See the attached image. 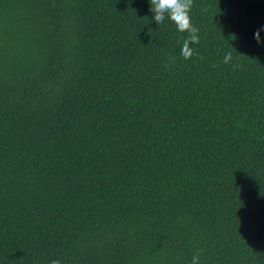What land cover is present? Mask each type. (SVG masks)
I'll return each instance as SVG.
<instances>
[{
    "label": "trees",
    "instance_id": "obj_1",
    "mask_svg": "<svg viewBox=\"0 0 264 264\" xmlns=\"http://www.w3.org/2000/svg\"><path fill=\"white\" fill-rule=\"evenodd\" d=\"M150 7L0 0V264H264V0Z\"/></svg>",
    "mask_w": 264,
    "mask_h": 264
},
{
    "label": "clouds",
    "instance_id": "obj_2",
    "mask_svg": "<svg viewBox=\"0 0 264 264\" xmlns=\"http://www.w3.org/2000/svg\"><path fill=\"white\" fill-rule=\"evenodd\" d=\"M150 11L153 13L154 21L157 25L162 24L165 19H169L180 33H187V37L182 41V48L180 55L184 60H190L194 55L199 59H203L199 55L198 50L192 45L199 44V28L195 27L191 22L190 11L193 6V0H150ZM203 11H207V8H203ZM260 31H264V28L258 29L254 35L256 42L264 43L260 38ZM171 61H175V57L171 58ZM232 61V53L226 52L222 58V63L227 65ZM169 63H165V67H168ZM218 67V65H213ZM235 67V66H234ZM49 264H61L58 259H53ZM191 264H200V253L193 254Z\"/></svg>",
    "mask_w": 264,
    "mask_h": 264
}]
</instances>
